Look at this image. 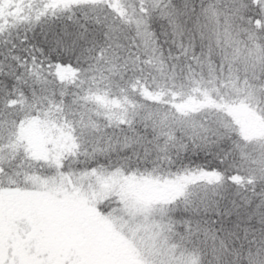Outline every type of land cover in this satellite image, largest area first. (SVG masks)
I'll return each instance as SVG.
<instances>
[{"label": "snow or ice", "instance_id": "1", "mask_svg": "<svg viewBox=\"0 0 264 264\" xmlns=\"http://www.w3.org/2000/svg\"><path fill=\"white\" fill-rule=\"evenodd\" d=\"M0 264H264V0H0Z\"/></svg>", "mask_w": 264, "mask_h": 264}]
</instances>
